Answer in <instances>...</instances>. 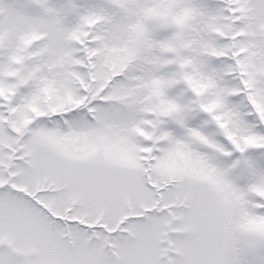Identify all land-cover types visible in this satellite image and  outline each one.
Returning a JSON list of instances; mask_svg holds the SVG:
<instances>
[{"label": "snow or ice", "instance_id": "snow-or-ice-1", "mask_svg": "<svg viewBox=\"0 0 264 264\" xmlns=\"http://www.w3.org/2000/svg\"><path fill=\"white\" fill-rule=\"evenodd\" d=\"M0 264H264V0H0Z\"/></svg>", "mask_w": 264, "mask_h": 264}]
</instances>
